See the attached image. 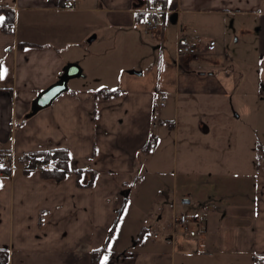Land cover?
I'll list each match as a JSON object with an SVG mask.
<instances>
[{"label": "crops", "instance_id": "obj_1", "mask_svg": "<svg viewBox=\"0 0 264 264\" xmlns=\"http://www.w3.org/2000/svg\"><path fill=\"white\" fill-rule=\"evenodd\" d=\"M162 1L163 26L159 36H163L168 20L177 24V39L182 35L193 42L186 34L189 24L201 25L211 16L229 14L249 19V34L256 32L260 70L251 81L244 75L236 85L231 76L203 79L213 74L208 67H198L197 75L186 72L189 62L198 59L179 57L176 60V68L170 67L176 82L169 94L174 97L177 113L181 104L204 108L210 101L218 104L216 99L233 96L235 88L238 99L257 100L255 105L261 101L264 97V0ZM60 2L0 0V6L9 7L15 14L13 31H0V157L11 155L15 161L10 174H0V249L8 250V264H91L92 250L101 248L107 240L108 248L112 243L111 237L123 210L135 199V191L148 175L152 151L159 143L155 132L158 120L154 114L163 102L160 99L164 90L135 77H128L120 88L102 87L120 91L109 98L95 97L94 92L100 88L75 84L48 107L26 116L36 95L57 81L67 63H77L76 58L61 54L62 48L71 51L69 46H76L84 50L85 43L94 41L99 30H107L108 41L104 45L112 40L121 44L143 40L146 33L143 12L146 0H75L71 8H63ZM20 15L29 27L26 32L19 31ZM243 24L247 23L243 21ZM247 31L242 28L239 31L244 40ZM93 35L92 40H85ZM19 42L26 46L18 48ZM121 44L117 48L126 46ZM94 52L87 58L94 60L100 55ZM205 52L211 51L203 47L202 53ZM81 78L86 76L83 74ZM164 106L165 103L160 107ZM205 114L212 119L229 117L228 110ZM203 119L195 123L166 120V130L173 133L181 159L188 164L182 165V173L169 177L168 183L162 174L153 178V184L158 194H165L163 199L168 191L174 200L178 187L185 188L183 182L179 185L178 176L199 178L195 192L184 190L180 195L189 197V203L195 199L199 207H210L203 216L205 235L176 238L163 245L158 229L157 236L151 240L156 248H132L128 264H219L223 257L226 264H256L255 256L264 255L263 142L244 144L241 153L237 149L233 158L226 156L224 170L217 164L219 160L224 161L219 142L211 137L212 126ZM151 135L156 137L154 148L141 153ZM55 148L68 150L69 166L72 170H82V183L88 180L90 171L95 172L90 186H78L74 172L56 181L44 178L38 169L25 173L23 165L16 162L23 153ZM258 148L261 155L255 158L253 151ZM155 160L162 161L163 156ZM233 165L237 167L241 183L234 184L233 188L213 184L215 178L233 176L227 168ZM162 186L164 190L160 191ZM197 187L200 188L197 190ZM118 249V252L128 250L122 246ZM108 259L107 264H111ZM103 261L104 258L100 264Z\"/></svg>", "mask_w": 264, "mask_h": 264}, {"label": "rangeland", "instance_id": "obj_2", "mask_svg": "<svg viewBox=\"0 0 264 264\" xmlns=\"http://www.w3.org/2000/svg\"><path fill=\"white\" fill-rule=\"evenodd\" d=\"M243 21L247 24H243ZM250 22L249 19L229 14L211 16L210 18H206L205 22L201 25L189 24L186 34L193 42L199 43L201 55L199 54L200 56H198L197 61L189 62V69L186 72L197 75L198 67H208L211 71L209 73L213 74L205 75L203 79L211 80L218 79V77L231 76L235 80V85L243 75L247 81L253 80L260 69L257 67L259 56L255 48L256 32L251 31L249 34L251 29ZM26 24L27 22L25 23L20 15L18 21L19 31H28L29 27ZM164 27L165 32L163 36L145 33L143 35L144 41L135 39L134 41L128 40L125 44L124 42L121 44L118 41L113 42L112 40L108 45H104L108 41L107 37H105L107 30H99L96 33L97 37L94 41H87L85 43L84 50L76 48V46L74 48L73 46H69L72 48V50L70 49L71 51L64 48L60 50V52H63L61 54H66V57L76 58L77 63L79 62L82 66L81 68H83V74L86 76V78L78 77L71 79L68 83L69 88L75 84H83L87 87L95 88H102L106 85L120 88V86L128 81V77H135L147 81L154 88L157 86V88L164 90V96L160 97V100H163L165 106H158L154 114L156 120H158L155 132L159 136V143L155 150L152 151L151 159L153 161L151 160L148 175H145L141 188L135 191V199L131 200L127 204L126 209L123 210L124 214L111 237L112 243L106 252V254H109L108 262L111 264H128L129 258L133 253L132 248H156L155 243H152L151 240L157 236L156 232L158 229V237L161 239L163 245L167 241L171 242L176 238L184 239L188 234H184L186 236L173 235V233L181 232L177 224L174 223L176 216L181 212L187 213L190 216H197L199 214L200 207L196 200L191 199L190 203H183L182 200L185 198L180 195L184 193V190L187 193L195 192V183L198 186L199 178L188 179L178 176L177 181L179 185L183 182L185 188L181 189L180 186L178 187L179 193L174 200L172 193L168 191L166 192L167 196L163 199L165 194L163 196L158 194L157 187L153 184V178L162 174L166 176L165 181L168 183L169 177H173L177 172L179 174L182 173V165L188 164L181 159V155L179 154L180 148L177 146L173 133L166 130V120L195 123L200 118H204L203 121L212 126L211 137L219 142V147L224 155V161L219 160L217 164L223 167L224 170L227 164L226 156L231 155V158H233L237 149L241 153L240 149H242L244 144L249 145L253 143L254 145H259L262 141L264 146V97L256 105L255 102L257 100L245 99L242 101L238 99V91L235 88V96L231 95L216 99L218 104L211 103L210 101V104L206 106L207 108L191 103L189 106L188 103L185 105L181 104L179 113H177L174 106V97L169 92L176 82L173 81L170 67L176 68L175 62L179 59L177 50L178 29L176 23L168 20H166ZM241 28L249 30L246 32L245 40L239 35ZM90 37L85 40H88ZM210 38H214L216 41L215 50L202 53L203 47L207 48ZM88 43L91 44L88 45ZM120 44L126 46L117 48ZM120 50L123 52L121 53ZM90 52L100 55L94 61L87 58ZM181 57L191 59V57ZM134 71H139L141 74L136 75ZM214 110L220 112L228 110L229 117L227 118L226 115L217 116L214 119L211 116L206 117V112ZM180 132L182 134V131ZM246 152L249 153V150ZM250 152L252 151L250 150ZM253 154H255L256 158V156L261 155V152L260 150H256L253 151ZM158 156H163V160L157 162L155 159ZM0 162L3 164L7 162L11 164L15 163L12 157L7 160L4 155L0 157ZM227 168L231 169L228 173L233 174V176L228 175L215 178L212 180L213 184L216 185L218 183L221 186L225 185L226 187L231 186L233 188L234 184H237L239 181L241 183V179L237 177V167L233 165ZM222 173L225 174L224 171ZM199 188L197 187V190ZM163 190L164 186L160 188V191ZM220 195L225 196L223 194ZM217 199L220 200V197ZM164 201H168L169 203L164 204ZM207 213H203V216ZM160 216H162L161 219L159 218ZM157 224H160V227ZM144 226L148 228L149 235L144 238L142 243L134 245L133 242L140 227ZM205 232L203 218L202 230L200 231V235L195 238H203ZM116 240H120V242L117 243ZM119 246L128 250L118 252ZM219 262V264H226L227 261L223 257L219 259ZM186 264H189V262H186Z\"/></svg>", "mask_w": 264, "mask_h": 264}, {"label": "trees", "instance_id": "obj_3", "mask_svg": "<svg viewBox=\"0 0 264 264\" xmlns=\"http://www.w3.org/2000/svg\"><path fill=\"white\" fill-rule=\"evenodd\" d=\"M62 4L61 2L59 5ZM0 16L4 17L3 23H0V31L11 33L14 27L15 14L12 9L7 6H0ZM26 46L25 43L19 42L18 48ZM118 89L100 88L97 89L95 97L109 98L118 94ZM156 144V137L151 135L146 141L145 145L141 148V153H147ZM259 150V148H258ZM16 162L23 165V172H28L33 169H38L41 175L47 179L61 180L68 174L74 172L77 177L78 186H90L95 176L94 171H90L88 180L85 183L81 182L82 170H72L69 166L70 156L66 148H55L51 150H43L36 152H26L18 156ZM47 165H51L52 168H46ZM12 170L11 163L3 164L0 162V174H10ZM125 196V202L127 201ZM122 210V209H121ZM120 210V211H121ZM149 235L147 227H142L134 239L133 244L137 245L144 241V238ZM109 240L99 249L92 250L91 252V264H100L108 249ZM9 253L7 249H0V264H8Z\"/></svg>", "mask_w": 264, "mask_h": 264}, {"label": "built area", "instance_id": "obj_4", "mask_svg": "<svg viewBox=\"0 0 264 264\" xmlns=\"http://www.w3.org/2000/svg\"><path fill=\"white\" fill-rule=\"evenodd\" d=\"M75 4V0H62L63 8H71ZM144 30L146 33L159 36L162 30L161 16L164 13L163 1L162 0H146V6L144 8ZM215 41H209L207 50L212 51L215 49ZM201 55L199 47L190 41L187 37L180 35L178 37V56L191 57L197 59ZM164 103L161 102L160 106ZM7 160L11 158V155L5 156ZM46 168L51 169V165H47ZM210 207L208 205H202L200 207L199 214L197 216H190L187 213H180L176 216L174 223L177 224L179 231L173 233L174 236H187L196 237L200 235L202 230L203 213L208 212ZM256 264H264V255L255 256Z\"/></svg>", "mask_w": 264, "mask_h": 264}, {"label": "water", "instance_id": "obj_5", "mask_svg": "<svg viewBox=\"0 0 264 264\" xmlns=\"http://www.w3.org/2000/svg\"><path fill=\"white\" fill-rule=\"evenodd\" d=\"M93 38L94 36H91L90 40ZM134 74L140 75L141 73L139 71H134ZM82 76V69L77 63H67L59 73L57 81L36 95L32 102L31 110L26 116L30 117L38 111L51 105L55 99L67 91V84L69 80ZM182 202L189 203V200L183 199Z\"/></svg>", "mask_w": 264, "mask_h": 264}, {"label": "snow or ice", "instance_id": "obj_6", "mask_svg": "<svg viewBox=\"0 0 264 264\" xmlns=\"http://www.w3.org/2000/svg\"><path fill=\"white\" fill-rule=\"evenodd\" d=\"M4 19H5L4 17L0 16V23H3ZM0 78H2V73H0ZM107 259H108V257L105 256L102 264H107Z\"/></svg>", "mask_w": 264, "mask_h": 264}]
</instances>
